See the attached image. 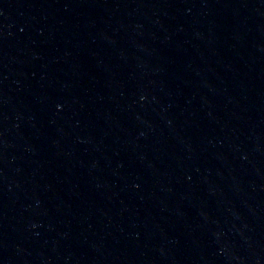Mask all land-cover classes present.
Listing matches in <instances>:
<instances>
[{"label":"water","instance_id":"1","mask_svg":"<svg viewBox=\"0 0 264 264\" xmlns=\"http://www.w3.org/2000/svg\"><path fill=\"white\" fill-rule=\"evenodd\" d=\"M0 264H264V0H0Z\"/></svg>","mask_w":264,"mask_h":264}]
</instances>
